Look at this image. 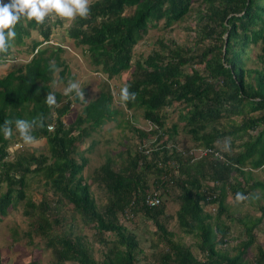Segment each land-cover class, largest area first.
<instances>
[{"label":"trees","instance_id":"16d2710c","mask_svg":"<svg viewBox=\"0 0 264 264\" xmlns=\"http://www.w3.org/2000/svg\"><path fill=\"white\" fill-rule=\"evenodd\" d=\"M196 1L195 25L184 26L186 33H194V40L188 39L191 35L183 42L162 35L155 40L159 47L134 63L133 47L149 26L168 32L172 22L192 17L193 0H91L89 18L77 19L66 30L72 43L83 46L107 77L119 76L134 65L124 86H130L136 99L124 105L140 111L161 131L160 144L148 155L127 146L120 150L121 159L102 158L90 170L87 153L98 143L97 134L109 120L120 123L123 108L112 105V93L106 87L90 101L79 102L76 97L82 107L66 123L71 100L63 102L66 95L51 91L50 85L56 71L62 81L68 69L61 46L40 47L26 63L15 64L0 76V125L5 119L41 117L44 122L43 128L32 133L45 139L47 151L39 154L36 147L30 146V153L24 151L14 124L11 140L0 132V223L4 224L8 212L23 200L27 221L24 229L9 226L7 221L5 229L11 238L7 241L4 235L3 239L10 248L15 242L32 247L27 264H40L39 252L45 250L49 264H252L247 258L252 247L256 249L254 264H264V249L254 234L264 219V205L259 207L261 217L245 227L247 239L236 238L221 220L228 194L236 198L242 193L250 200L255 190L264 191V180L251 174L264 167V0ZM55 23L17 24L8 57L16 47L31 54L35 48L34 41L28 44L31 33L36 30L42 39H49ZM251 45L259 49L258 62L247 67ZM50 62L58 70L51 68ZM200 64L202 68L196 67ZM48 93L55 95L57 106L45 104ZM174 102L184 106L185 112L179 115L184 122L181 127L193 145L216 146L223 139L225 150L223 145L217 147L228 162L213 156L189 162V147L175 140L179 125L166 126L169 114L163 110ZM126 122L140 141L153 133ZM48 124H53L51 130ZM251 131L256 134L250 135ZM243 137L247 139L242 142ZM88 139L87 147L78 148ZM173 160L179 165L177 173H172ZM30 175L44 180L39 199L26 192ZM158 189L162 191L157 194L159 203L149 205L146 195ZM213 193L216 196L208 199ZM167 201L178 205L175 214L168 212ZM76 215L93 232L91 237L76 233ZM137 218L152 234L150 238L144 235L151 239V248L163 243L159 251L151 253L153 261L144 256L142 237L126 225ZM173 220L195 240L200 256L182 240L173 239L168 227ZM224 245L234 253L222 250Z\"/></svg>","mask_w":264,"mask_h":264},{"label":"rangeland","instance_id":"374dc122","mask_svg":"<svg viewBox=\"0 0 264 264\" xmlns=\"http://www.w3.org/2000/svg\"><path fill=\"white\" fill-rule=\"evenodd\" d=\"M192 6L194 8V11L191 13L192 17L187 16L188 20L172 22L173 27L171 29H168V32H165L166 30H162L160 28H152L151 26H149L147 32L133 47L132 63H134L138 58H140L141 55H144L152 49H157L159 47V44L156 43L155 40L162 35H164L165 37L169 36L170 39H174L178 42H183L184 39L187 38V35H191L188 39H191L192 37V40H194V33H190L188 31L186 33V30L184 29V26L187 24L191 26L195 25V14L197 11L198 1L193 0ZM161 23L162 22H160L159 24L161 25ZM66 30L67 28L63 26L62 22L55 23V31L51 34V39L53 42L61 43L67 48H64L61 55L65 57L66 61L68 62V69L67 72L64 74V80H58L59 73L57 71L54 73V80L50 83L51 91H59L64 94L63 90L68 86L69 81L77 82L79 83L84 93V99H80L79 102H86L92 100L100 92L106 89V87H108L113 96L112 105L116 108H123V113L119 116L120 123H117L113 120L107 121V123L100 130L99 134H97L99 140L94 150L91 154L87 153L91 157L89 165L90 170H92L93 166H97L98 163L102 160V158L105 159L107 157H111L112 159H121V149H124L127 146L140 147L144 143H150L149 139L154 138L155 135H147L140 141V139H138V137L136 136L135 132L127 125L128 123L126 122L129 121L131 125H136L137 127H141L144 129L149 128L148 121H146L140 115V111L126 109L125 105L122 104L120 101V91L124 87L125 82L128 81L131 77V74L135 68L134 65H132L129 69L124 70L119 76H113L112 78L107 77V74L105 72H102L100 65H95L92 63L88 52H86L83 46H78L72 43V39L67 36ZM31 35L36 37L37 31H33ZM34 37H32L33 40H35ZM188 43L193 46L192 41H189ZM260 45L261 41L259 42L258 46L260 47ZM247 50H249V59L246 60V66L252 67L256 64V62H258L256 54L259 52V49L251 45L249 48H247ZM13 52L18 53L19 49L15 48ZM22 55L23 53H20L19 57L22 58ZM12 67L14 68L15 64L11 63V61L1 62L0 76L5 75L6 72L10 71ZM196 67L202 68L203 64L197 65ZM67 99L71 100L72 103L71 110L68 114L64 116L66 123H69L74 119V116L82 107V105L76 99V95L74 92L70 95L65 96L62 101L65 102ZM163 111H166L169 114V117L166 120L167 127L170 128L173 123H177L179 125V129L175 134V140L177 141V143L180 145L183 143L185 146L188 147L193 146V142L192 140H190L189 134L185 131L183 127H181L183 126L184 122L179 118V115L181 112H185L184 106L181 105L179 102H174L173 106H167L166 108H164ZM255 134L256 131L250 132V135ZM246 139L247 137H243L241 141L243 142ZM38 140V145L31 147L37 148L36 154H39L41 150H45L46 152L47 145L45 143V139L41 138ZM220 141V144H216L218 145V147L223 145L224 148H222L225 150V140L222 139ZM89 142V139L86 140L84 143L79 144L78 148L82 149L84 147H87ZM238 142L240 141L238 140ZM180 145L179 147H181ZM24 151L30 153V146H25ZM132 152H135V149H133ZM251 174L254 179L264 180V167L253 170ZM239 180H241V178ZM44 188L45 184L41 176H28V189L26 190L28 196L34 197L35 199H39L42 195V192L44 191ZM3 189L4 187H2V190ZM260 193L261 190H255L253 194L255 195V197H250V199L252 200H245L243 202H238L236 198H234L231 194H228V196L226 197L227 211L222 215L221 220L225 222L227 226H229L231 234H233L236 238L247 239V237H245L246 235L244 234L245 227L254 224L257 218L261 217L262 213L259 207L261 205H264V191L263 194ZM96 198L98 199V196H96ZM24 202L25 200L19 202L17 208L11 209L3 221L5 223L8 221L9 226L17 225L19 228H26L27 221L24 220L25 217L23 216ZM166 206L168 212H170L171 214H175V211L178 206L175 202L167 201ZM75 217L76 219L73 221V223H75L76 233L91 237L93 232L82 223L79 215H76ZM67 222L68 224H70V219H68ZM5 223H0V259L2 261V264H27L30 258V253H32V247L26 246L24 245V243L23 245H21L18 242H15L11 248L8 247V244L6 245L5 243V239L7 241H10L11 237L10 232L5 229ZM127 224L129 228L131 227L132 230L137 233L138 236L142 237V245H145L146 247L144 253L145 258H147L149 261H153L151 253L154 251H159L163 246V243H159L156 248L150 247L151 239L146 240L144 238V235L146 234L147 237L150 238L152 234L150 232H147V228L142 220H139L137 218L135 219L134 223L127 222L126 225ZM168 227L169 230L173 233V239L182 240L184 243H186V245L192 247V251L194 254L200 256V253L194 244L195 240L190 235L184 234L180 230V228H178L174 220L168 225ZM254 234L256 235V239L259 243H264L260 242L264 241V236H262L264 234V221L263 223L257 224L256 229L254 230ZM3 236L5 239H3ZM236 242L234 243V246H236ZM95 246L97 247V245ZM221 249H228L231 254L234 253V251L227 245L222 246ZM255 251L256 249L252 247L247 255L248 260L253 262L252 264H254L252 256H254ZM39 255H41L40 264H49V254L46 250L44 253L39 252ZM96 257L100 259L99 251L96 252ZM64 264L74 263L66 262Z\"/></svg>","mask_w":264,"mask_h":264},{"label":"clouds","instance_id":"9594fccd","mask_svg":"<svg viewBox=\"0 0 264 264\" xmlns=\"http://www.w3.org/2000/svg\"><path fill=\"white\" fill-rule=\"evenodd\" d=\"M91 15V0H8L7 3L4 0H0V63L7 61L13 64H23L30 60L31 56L37 52L38 48L45 47L46 45H59L61 46L62 50L67 49L61 43H56L52 41V37L50 35L49 39L40 37V36H32L28 40V44L32 45V42L35 44V48L33 52L21 51L18 53L12 52L11 56L8 57L10 42L15 39L16 37V25L20 24L21 22H31L34 21L37 25H43L46 21L50 23H55L57 20L61 21L65 28H70L77 19L86 20ZM55 25V24H53ZM35 38V40L32 39ZM40 40V43L37 42ZM36 42V43H35ZM20 49L19 47H16ZM23 53V57H19V54ZM50 67L54 70L56 69L55 63L50 62ZM7 73V72H6ZM130 86H124L120 91V101L122 104H126L129 101H135L136 93L131 92L129 90ZM64 95H70L73 92L75 93L76 97L80 99H84V93L77 82L69 81L68 86L63 90ZM113 97V96H112ZM115 98V96H114ZM45 104L52 108L57 106V101L55 95L53 93H48L45 100ZM126 108V107H125ZM127 109V108H126ZM146 120V119H145ZM148 121V120H146ZM13 124L15 126V131L18 133L20 142L25 146H35L38 145L39 140L32 134L34 130L37 128H43L44 122L41 117L33 118L32 120L26 119H15L14 121L5 119L3 125H0V132L3 133V136L6 140H11L13 136ZM50 124L47 125V128ZM53 125V124H52ZM148 129H144L146 133L153 132L155 137L149 139L151 149L156 148L159 145L160 140L157 138L159 134H161L160 129L155 127L153 124L148 121ZM53 128V127H52ZM48 128V129H52ZM157 129V132H156ZM17 146V144L15 145ZM212 148L218 151L221 154V158L215 156L214 154L210 153L208 155L202 157H195L190 153H187L189 156V162H194L195 160L207 156H213L219 160L228 162L225 154L220 151L216 146H205V145H193L189 147L191 148ZM138 151V149H137ZM151 152V151H150ZM150 154V153H149ZM148 155V154H146ZM159 166H163V163L159 162ZM170 165L173 167L172 173H177L179 165L175 160L170 161ZM235 165V164H233ZM242 170H247L248 167H239ZM164 179H167L168 176L164 175ZM161 187L160 184H158ZM159 194H161V190L158 189ZM214 194V193H213ZM216 196V194H215ZM247 199L242 193L236 194V200L238 202ZM213 207V206H212Z\"/></svg>","mask_w":264,"mask_h":264},{"label":"built area","instance_id":"2783aa9c","mask_svg":"<svg viewBox=\"0 0 264 264\" xmlns=\"http://www.w3.org/2000/svg\"><path fill=\"white\" fill-rule=\"evenodd\" d=\"M52 127H53L52 125L48 126V128H52ZM138 150L144 152L145 154H149L152 149H151L149 143H144L140 147H138ZM188 153L192 154L195 157H202V156L208 155L210 153H212L215 156H218L220 158L222 157L221 154L218 151H216V150H214L212 148H209V147H207V148H201V147H199V148H191ZM157 194H159V191L148 193L146 195V197H147L146 202L149 205L158 204L159 203V199L157 197ZM211 197L212 198L215 197V194H212V196H208V199H210ZM213 209H215V207H213Z\"/></svg>","mask_w":264,"mask_h":264},{"label":"crops","instance_id":"0c3cea01","mask_svg":"<svg viewBox=\"0 0 264 264\" xmlns=\"http://www.w3.org/2000/svg\"><path fill=\"white\" fill-rule=\"evenodd\" d=\"M251 196L254 197L252 193L249 195V197H251ZM250 200H252V199H250ZM263 221H264V219L262 221H259V224L263 223ZM262 236H264V234ZM260 242H264V241H260ZM260 244L262 245V247H264V243H260Z\"/></svg>","mask_w":264,"mask_h":264}]
</instances>
